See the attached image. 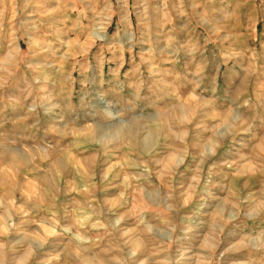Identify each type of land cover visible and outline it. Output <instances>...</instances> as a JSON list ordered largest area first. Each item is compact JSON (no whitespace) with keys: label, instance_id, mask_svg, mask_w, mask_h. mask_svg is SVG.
<instances>
[{"label":"rangeland","instance_id":"rangeland-1","mask_svg":"<svg viewBox=\"0 0 264 264\" xmlns=\"http://www.w3.org/2000/svg\"><path fill=\"white\" fill-rule=\"evenodd\" d=\"M0 264H264V0H0Z\"/></svg>","mask_w":264,"mask_h":264}]
</instances>
